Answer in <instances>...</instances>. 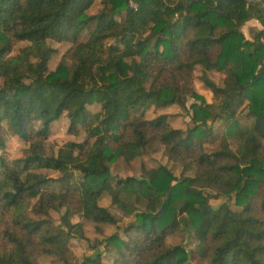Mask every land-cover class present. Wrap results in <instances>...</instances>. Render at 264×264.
<instances>
[{"label": "trees", "instance_id": "1", "mask_svg": "<svg viewBox=\"0 0 264 264\" xmlns=\"http://www.w3.org/2000/svg\"><path fill=\"white\" fill-rule=\"evenodd\" d=\"M95 1L0 0V150L6 122L30 152L16 168L0 155V193L17 225L4 232L0 264H40L44 255L56 256L55 264H105L102 252L74 262L69 238L84 237L71 220L77 209L96 223L117 225L105 248L114 252L113 264H264V0H136V11L127 0H101L102 8L89 14ZM252 19L262 28L250 39L242 28ZM49 41L73 44L54 70ZM19 42L27 44L12 54ZM196 66L213 103L195 89ZM213 70L225 74L222 86L210 79ZM95 104L100 110L91 114ZM173 104L191 115L185 130L165 115L146 117L152 105ZM64 114L68 131L82 129L87 140L48 155L51 125ZM219 121L226 122L221 136L214 129ZM218 136L221 147L206 150ZM159 146L171 160L187 157L194 175L176 176L160 165L143 166L140 177L112 176L119 158L131 162ZM29 162L58 171L64 182L76 170L80 185L45 197V175H22ZM69 191L77 205L64 204ZM26 194L39 195L34 209L45 215L66 206L61 224L27 217ZM106 195L128 212L135 209L122 196H135L145 209L120 228L100 205ZM214 197L230 198L235 208L213 207ZM178 230L196 241L193 249L168 241Z\"/></svg>", "mask_w": 264, "mask_h": 264}, {"label": "rangeland", "instance_id": "2", "mask_svg": "<svg viewBox=\"0 0 264 264\" xmlns=\"http://www.w3.org/2000/svg\"><path fill=\"white\" fill-rule=\"evenodd\" d=\"M102 8L101 0H96L93 6L88 10L89 14H95ZM123 15L116 16L118 19H122ZM90 26H94L91 24ZM262 28L260 22L256 19H252L248 21L242 28V31L246 35L247 38L251 39V32ZM87 29L80 36V41H85L87 39ZM27 42H19L12 54L19 53V49L25 46ZM49 44L56 49L52 59L49 62V68L54 70L57 64L62 60L65 53L68 49H70L73 44L70 42L65 43H57L54 41H49ZM34 60V59H32ZM69 62V60H68ZM203 74L202 66H196L194 72V86L196 91L205 97L208 103H213L214 98L212 91L207 88L201 76ZM210 79H212L216 84L222 86L225 79V74L219 71H210L208 72ZM2 85V80L0 79V86ZM191 102H193L192 98H189L187 101V107L190 106ZM89 112L95 113L100 110V106L98 104L88 106ZM190 111V110H189ZM160 115H165L170 124L174 128H181L185 130L188 126L192 124L191 115L188 111H186L183 107L178 104H173L166 108L156 107L152 105L146 111V117L148 119H154ZM226 126V122L219 121L215 123V130L218 135H222ZM69 127V119L64 114L59 120L55 121L51 125V129L48 135V139L44 143V149L46 153L49 154H57L59 148H61L64 144L70 141L74 142H84L87 140L86 133L81 129L78 135L71 134L68 131ZM3 136L6 139V147L3 150H0V155L4 158L5 162L9 165H13L16 168L15 162H19V165L24 164L25 158L29 156V144L26 143L23 139L17 136L12 129L8 126L6 122L3 123L2 127ZM215 139L212 144L206 146V150L214 151L221 147V141L219 139ZM264 145V141H263ZM237 146V142L235 140L231 141L232 149H235ZM22 163V164H21ZM160 165H166L168 168L172 170V172L176 176H182V174L186 175H194L195 173V165L191 164L187 157L183 156L180 160L174 161L169 159V157L164 153V149L162 146H159V149L156 151L148 150L142 156L136 158L131 162H126L123 158H119L111 167L112 176H116L119 178H127V177H140L142 172V167L146 168H154ZM26 170V169H25ZM29 172L33 173H41L45 175V177L49 180L48 183L50 186L41 187V193L46 197L52 195L53 192H61L64 194L67 185L70 183L72 186L74 184L80 185L81 176L78 171L73 170L74 178L68 180L67 182L61 181V173L56 170L48 169V168H39L37 162H29L28 163V171H23L22 175H25ZM1 179L4 181V175H1ZM39 188V186H38ZM122 196V195H121ZM125 201L133 205V212H128L124 210L120 205H117L112 202L111 197L106 195L100 200V205L107 207L111 213H113L117 219L119 220L120 228L127 227L130 223L134 222L135 214L138 211H143L145 209L143 202H136L135 196H122ZM60 198V197H58ZM57 198L55 201L56 204L60 201ZM39 200V195L31 196L26 194L23 199V204L27 206V210L25 215L33 220L39 219H48L52 225L59 226L61 224V217L66 211V206L59 207V209H50L47 215L43 213H39V211L35 210L36 202ZM64 204H72L77 205L76 194L73 191H69V193L64 197ZM231 204V208L234 209L233 201L228 197L223 198H211L210 203L213 207L217 208L222 203ZM15 212L12 206H8L3 198V195L0 193V245L6 243L7 238L4 235V232L8 228H16ZM73 223H78L83 228L84 237H70V246L74 256V262H81L86 256L94 255L98 252L103 253V261L105 264H113V251H105L107 238L118 231L117 225H113L110 223H96L92 220L85 218L82 215L80 210H75L72 218ZM168 241L171 244H179L184 243L188 249H193L195 247L196 241L194 239L186 238V235L182 231H177L169 237ZM55 260L57 257L54 255H44L39 259L40 264H55ZM189 264H195L191 262Z\"/></svg>", "mask_w": 264, "mask_h": 264}, {"label": "built area", "instance_id": "3", "mask_svg": "<svg viewBox=\"0 0 264 264\" xmlns=\"http://www.w3.org/2000/svg\"><path fill=\"white\" fill-rule=\"evenodd\" d=\"M128 1V5L131 9L133 10H138V3L136 2V0H127Z\"/></svg>", "mask_w": 264, "mask_h": 264}]
</instances>
